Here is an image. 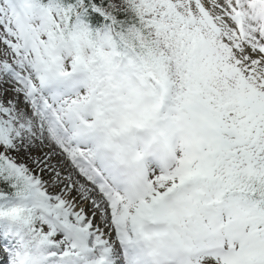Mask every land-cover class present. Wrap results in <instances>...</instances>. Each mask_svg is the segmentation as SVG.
<instances>
[{
    "label": "snow or ice",
    "instance_id": "snow-or-ice-1",
    "mask_svg": "<svg viewBox=\"0 0 264 264\" xmlns=\"http://www.w3.org/2000/svg\"><path fill=\"white\" fill-rule=\"evenodd\" d=\"M0 264H264V0H0Z\"/></svg>",
    "mask_w": 264,
    "mask_h": 264
}]
</instances>
